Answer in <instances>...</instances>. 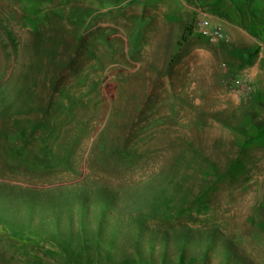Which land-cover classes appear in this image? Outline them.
Listing matches in <instances>:
<instances>
[{
	"label": "rangeland",
	"instance_id": "rangeland-1",
	"mask_svg": "<svg viewBox=\"0 0 264 264\" xmlns=\"http://www.w3.org/2000/svg\"><path fill=\"white\" fill-rule=\"evenodd\" d=\"M209 1L0 0V264H264V0L245 62Z\"/></svg>",
	"mask_w": 264,
	"mask_h": 264
},
{
	"label": "crops",
	"instance_id": "crops-1",
	"mask_svg": "<svg viewBox=\"0 0 264 264\" xmlns=\"http://www.w3.org/2000/svg\"><path fill=\"white\" fill-rule=\"evenodd\" d=\"M216 3L217 0L209 1L210 6L213 8L211 10H214L213 16L215 17L213 21L215 24H219L221 28H223L225 34V52L230 54L231 59H237L240 62L249 61L253 54L259 51L260 41L257 38L256 31L247 29L242 24H239L237 20L239 13L242 16L243 13L247 14V12H240L238 9L236 10L235 6H232V8H229L230 14L227 15L226 12L218 10L219 6H217ZM246 71L247 74L245 77L249 81L255 83L256 88L254 89L255 91H253L251 94H248V97H246L247 100L249 99V102L244 103L246 104L245 107H249V109L264 108L263 102L259 101L260 99H264V95L262 94L261 87L258 85L260 82L259 78L257 77V70L247 69ZM258 111L259 110H257L256 113Z\"/></svg>",
	"mask_w": 264,
	"mask_h": 264
},
{
	"label": "built area",
	"instance_id": "built-area-1",
	"mask_svg": "<svg viewBox=\"0 0 264 264\" xmlns=\"http://www.w3.org/2000/svg\"><path fill=\"white\" fill-rule=\"evenodd\" d=\"M199 31L211 40H218L224 37L223 31L217 27H212V24L207 19L200 22Z\"/></svg>",
	"mask_w": 264,
	"mask_h": 264
}]
</instances>
